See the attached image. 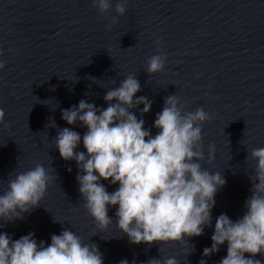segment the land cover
Here are the masks:
<instances>
[{
  "label": "clouds",
  "instance_id": "obj_1",
  "mask_svg": "<svg viewBox=\"0 0 264 264\" xmlns=\"http://www.w3.org/2000/svg\"><path fill=\"white\" fill-rule=\"evenodd\" d=\"M127 3L117 0L115 12L119 16L125 14ZM93 5L103 16L112 8V0H93ZM111 21L117 23V17ZM165 62L162 54L150 56L146 72L150 76L162 72ZM4 67L0 60V70ZM139 91V80L129 74L119 87L106 92V108L81 100L78 106L64 109L62 119L67 124L79 121L87 131L81 138L78 132L63 128L55 145L60 157L75 160L83 173L76 177L83 207L100 230L112 223L108 215L112 206L117 209V227L130 243L185 244L186 238L199 237L211 226L215 195L226 184L220 172H209L199 163L204 160L202 126L213 117L203 107L185 111L180 97L170 95L156 115L153 127L158 132L153 136L145 128V121L130 111L141 104L142 115L151 110V101L136 97ZM4 118L5 111L0 108V123ZM81 140L86 151L78 152ZM214 152V146H210L209 163ZM250 157L256 161L255 179L249 177L252 189L245 214L235 221L220 214L215 220L212 245L203 250V255L209 257L226 242L227 255L220 264H261L245 254H264V147L251 149ZM51 180L39 163L10 179L7 190L0 194V228L4 223L22 220L25 213L39 207ZM101 180L119 186L109 193ZM0 264H104V260L95 243L86 244L75 232L64 229L59 235H51L49 244L38 243L33 233L13 240L0 232ZM148 264L180 262L165 257L152 258Z\"/></svg>",
  "mask_w": 264,
  "mask_h": 264
}]
</instances>
